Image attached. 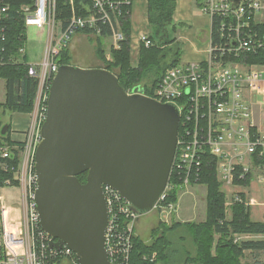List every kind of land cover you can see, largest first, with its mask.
<instances>
[{
  "label": "built area",
  "instance_id": "obj_1",
  "mask_svg": "<svg viewBox=\"0 0 264 264\" xmlns=\"http://www.w3.org/2000/svg\"><path fill=\"white\" fill-rule=\"evenodd\" d=\"M130 2L89 0L88 13L78 14L74 0H68L71 14L64 19L56 17L57 0H28L20 4L16 12L24 20L25 33L28 26H34L46 37L42 60L33 63L18 59L24 54L23 46L15 53L9 52L5 21L10 16V9L0 0V67L24 63L27 75L36 80L32 117L23 140L0 146V170L12 175L3 182L4 186L0 185V264H48L50 258L57 257L64 264H79L75 253L66 245L50 247V236L39 225L34 203L35 150L41 139L40 126L47 110L50 84L59 67L56 57L77 30L89 29L100 34L104 25L113 39L112 46L118 48L123 39L120 6ZM202 10L211 15L212 25L217 22L215 29L211 28L207 60L170 66L150 95L143 88L141 92L159 102L173 104L178 111V137L172 169L184 187L191 176H197L204 153L218 159L217 176L228 188L225 191L221 186L226 196L225 211L230 213L236 202L247 206L254 202L252 197L247 199L244 195L243 199L241 192L235 191V186H239L233 183L236 167H241L240 178L254 169L264 171V162L254 161L264 158V133L255 128L253 103L246 97V93L264 91V63L239 61L241 57L264 50V31L254 29L250 22L252 19L264 23V2L240 0L233 7L231 0H203ZM140 41L146 46L150 44L147 34L142 35ZM126 92L136 91L133 88ZM14 150L18 152L16 163L11 160ZM4 188H17L20 203L6 206V199L14 195H11L12 191L4 193ZM102 188L108 213L104 236L108 259L113 264H131L132 238L141 214L113 187L103 185ZM170 188L168 183L154 207L160 220L167 223L176 208L175 203L163 202ZM11 211L17 214L15 226L6 225L7 214ZM234 241H241V236L234 235Z\"/></svg>",
  "mask_w": 264,
  "mask_h": 264
},
{
  "label": "water",
  "instance_id": "obj_2",
  "mask_svg": "<svg viewBox=\"0 0 264 264\" xmlns=\"http://www.w3.org/2000/svg\"><path fill=\"white\" fill-rule=\"evenodd\" d=\"M240 0H231L236 7ZM127 93L103 67L59 65L35 150L34 203L49 246L66 245L79 264H113L104 245L103 185L139 214L152 211L174 162L179 114L170 103ZM4 123L1 132L5 133ZM86 172L85 182L77 175Z\"/></svg>",
  "mask_w": 264,
  "mask_h": 264
},
{
  "label": "trees",
  "instance_id": "obj_3",
  "mask_svg": "<svg viewBox=\"0 0 264 264\" xmlns=\"http://www.w3.org/2000/svg\"><path fill=\"white\" fill-rule=\"evenodd\" d=\"M9 6L10 16L7 23L6 37L9 52L15 53L26 42L24 20L16 12L20 4L28 0H3ZM202 7L203 0H197ZM89 0H74V9L78 14L88 13ZM130 9L129 4L120 6V28L123 39L119 47L110 45L107 51L104 39L110 34L107 26H102V32L96 34L89 29H80L76 32L85 34L93 43L94 53L103 67L117 76L118 82L124 90L136 87L143 88L145 93L151 94L162 77L163 72L170 66L180 62L181 45L177 41L176 32L179 23L174 22L173 13L175 0H147L148 46L140 43L138 62L133 65L130 61ZM71 7L68 0H57L56 17L68 18ZM251 26L264 31V23L251 19ZM217 26L214 21L213 30ZM59 65L70 64L71 55L69 47L63 48L56 57ZM247 64L264 63V50L255 54H248L239 58ZM0 79L4 80V99L0 101V111L31 113L36 91V80L27 75L24 63L9 64L0 67ZM5 133L1 132L0 120V146L12 145L9 138L10 122L7 123ZM12 161L16 163L18 152H12ZM201 159L197 176H191L189 184H200L206 187L205 193V219L203 221H176L174 217L167 223L158 220L151 229L150 241L143 240L134 234L132 238L131 264H241L246 250H264V240L234 241L236 234H262L264 235V219L255 221L251 219L247 205L236 202L231 206L228 217L225 211V193L221 189V182L217 176L218 159L204 153ZM255 163L264 162V158L254 159ZM241 167L237 166L234 172L233 183L247 186L251 181V174L239 177ZM11 173L0 170V185L6 179H11ZM80 182H85L86 172L77 175ZM170 190L164 203H176L178 193L183 190V181L173 168L169 178ZM244 199V194H240ZM177 244V245H176ZM155 254L151 260V256ZM146 257V258H144ZM48 264H64L59 257L50 258Z\"/></svg>",
  "mask_w": 264,
  "mask_h": 264
},
{
  "label": "crops",
  "instance_id": "obj_4",
  "mask_svg": "<svg viewBox=\"0 0 264 264\" xmlns=\"http://www.w3.org/2000/svg\"><path fill=\"white\" fill-rule=\"evenodd\" d=\"M173 20L180 24L176 32L177 41L181 45L180 62L206 61L208 58V42L212 28L211 15L202 10L197 0H175ZM130 26V61L135 65L138 62L141 43L140 37L144 34H148L147 0H131ZM250 96V93H246V97L253 103V123L259 132L264 133V122L259 119V114H263V111L259 107L260 105L250 99ZM256 105H258L257 110L254 108ZM12 116L9 138L13 142L20 143L24 138L25 131L30 124L32 115L31 113L15 112ZM251 174V179L253 176H256L264 192V171L254 169ZM250 184L251 181L247 186L239 185L235 186L234 189L237 192L243 193L247 199L248 197H252L254 202L253 204H249V210L251 206L259 204L263 208L262 216L264 219V199L263 201H258L255 196L250 195ZM190 194H192V198H186V205L190 207V210H193L194 206L197 204V199L195 193ZM190 216L188 215L185 221H194L190 220ZM185 221L180 220V222ZM135 234L139 235L137 232H135ZM239 236H241V240H264V235L262 234H239ZM247 253H249V255L246 256ZM241 264H264V250H246Z\"/></svg>",
  "mask_w": 264,
  "mask_h": 264
},
{
  "label": "rangeland",
  "instance_id": "obj_5",
  "mask_svg": "<svg viewBox=\"0 0 264 264\" xmlns=\"http://www.w3.org/2000/svg\"><path fill=\"white\" fill-rule=\"evenodd\" d=\"M46 37L44 32L41 29L28 26L26 28V42L23 45L24 54L19 55L18 59L23 62H33L38 63L42 60L43 52L45 48ZM113 44V39L108 36L104 39V47L107 51V58H109L108 49L110 45ZM69 52L71 55L70 64L75 65L81 68H94L102 65V62L97 59L94 53V46L88 39L85 34L75 32L69 38ZM99 65V66H98ZM4 80L0 79V101L2 102L4 99ZM250 99L254 101L256 104L260 105L259 107L263 111V114H259V119L264 122V91H260L259 93H251ZM258 105L254 106L257 110ZM15 112L6 111L2 113L0 111V120L2 123H9L12 120V115ZM253 119V115H252ZM249 121V120H248ZM4 186L3 184H1ZM222 189L227 191V187L222 184ZM250 195L255 196L258 201H263L264 192L263 187L258 183L256 176H253L250 184ZM4 193L11 192L14 197L8 198L5 201L6 206H16L20 203V193L17 188H4ZM195 193L197 204L194 206L193 210H190V207L186 205V198H192V194ZM205 193L206 187L200 184H187L178 193V199L175 203V210L173 213L169 215V222L174 217L175 220L185 221L187 220V216H190V220L194 221H203L205 219ZM12 195V196H13ZM7 196V195H6ZM7 198V197H6ZM263 208L256 204L255 206H251L250 208V216L251 219L255 221H261L263 219L262 210ZM189 212V213H187ZM228 217L230 213H227ZM159 213L156 209L152 211L143 213L138 218L135 224V232L139 233V236L145 240L150 241L151 239V229L156 225L157 221L160 219ZM164 217V216H163ZM10 218H15L13 221L9 220ZM17 220V214L15 212H9L7 214V226H15V221ZM177 245V244H176ZM249 253L246 254V256Z\"/></svg>",
  "mask_w": 264,
  "mask_h": 264
},
{
  "label": "bare ground",
  "instance_id": "obj_6",
  "mask_svg": "<svg viewBox=\"0 0 264 264\" xmlns=\"http://www.w3.org/2000/svg\"><path fill=\"white\" fill-rule=\"evenodd\" d=\"M6 225H7V222H6Z\"/></svg>",
  "mask_w": 264,
  "mask_h": 264
}]
</instances>
